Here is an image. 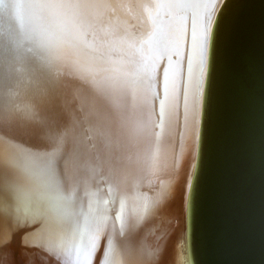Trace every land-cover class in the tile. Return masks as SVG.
Listing matches in <instances>:
<instances>
[{"label":"bare ground","instance_id":"bare-ground-1","mask_svg":"<svg viewBox=\"0 0 264 264\" xmlns=\"http://www.w3.org/2000/svg\"><path fill=\"white\" fill-rule=\"evenodd\" d=\"M218 1L0 0V264H180L193 21L204 47Z\"/></svg>","mask_w":264,"mask_h":264},{"label":"water","instance_id":"water-1","mask_svg":"<svg viewBox=\"0 0 264 264\" xmlns=\"http://www.w3.org/2000/svg\"><path fill=\"white\" fill-rule=\"evenodd\" d=\"M203 60L180 264H264V0H219Z\"/></svg>","mask_w":264,"mask_h":264},{"label":"snow or ice","instance_id":"snow-or-ice-1","mask_svg":"<svg viewBox=\"0 0 264 264\" xmlns=\"http://www.w3.org/2000/svg\"><path fill=\"white\" fill-rule=\"evenodd\" d=\"M167 3L178 6V7H188L189 6L186 0H167ZM149 48L154 50L156 54L160 56H163L168 50L167 46L153 48L151 43H149ZM202 49H203V44L198 43L196 41L195 21H193V41H192L190 57H189V79L186 82V95L191 93L192 98H193V108L195 107V103L197 102L199 95H200V92H199L200 84H201L200 76L205 68ZM193 57H195V61L193 60ZM127 75L129 74H125V76ZM164 77H165L164 92H165V96H167V91H168V86H167L168 69L167 68H165ZM160 114H161V121H160L159 127L163 130L165 127L164 101H161ZM150 128H151V121L148 120L145 122L143 130L150 135ZM150 207H151L150 204H145L144 211L147 212ZM93 246L94 245L90 243L88 245V250ZM105 264H108V262L106 261Z\"/></svg>","mask_w":264,"mask_h":264},{"label":"rangeland","instance_id":"rangeland-1","mask_svg":"<svg viewBox=\"0 0 264 264\" xmlns=\"http://www.w3.org/2000/svg\"><path fill=\"white\" fill-rule=\"evenodd\" d=\"M3 222L5 223V225L7 224V222H6V221H3ZM4 223H3V224H4ZM6 226H7V225H6ZM3 227H4V230H5V226H4V225H3ZM4 232H5V231H4ZM4 235H5V236H7V235H6V233H4V234H2V237H4ZM1 243H3V241H2V240H1ZM20 262H21V261H20ZM21 263H22V262H21Z\"/></svg>","mask_w":264,"mask_h":264}]
</instances>
